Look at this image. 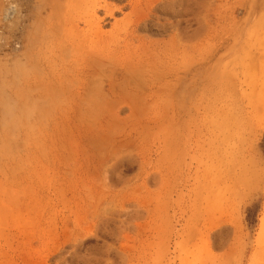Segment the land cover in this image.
<instances>
[{"label":"rangeland","instance_id":"obj_1","mask_svg":"<svg viewBox=\"0 0 264 264\" xmlns=\"http://www.w3.org/2000/svg\"><path fill=\"white\" fill-rule=\"evenodd\" d=\"M52 1L0 0V264H264V0H100L87 69Z\"/></svg>","mask_w":264,"mask_h":264},{"label":"bare ground","instance_id":"obj_2","mask_svg":"<svg viewBox=\"0 0 264 264\" xmlns=\"http://www.w3.org/2000/svg\"><path fill=\"white\" fill-rule=\"evenodd\" d=\"M87 1H89L90 5L87 4ZM99 1L100 0H53L51 2V5H53L52 7H54L51 17L56 16L54 14V11L56 9L61 8L62 3L68 4V9L65 11V13H63L64 15L63 14L60 15L59 10H58L59 14L58 13H56V14L58 15L57 18H60L63 15L66 18V20L69 21L67 23L66 27L68 28V32L70 34H72V32H73L71 40H69V41L72 43L71 45H73V48L77 53H79V52L84 53L83 54L84 57H82V59H81V61H82L81 65H83L84 69H87V67L90 65V63H88V62H91L90 60H87L88 62L86 61L87 57H91V56H88L87 54L88 53H96V52L95 51H89L88 52L87 51L88 49L84 48L85 42L88 41L89 37L91 36L90 30L88 31V33H83V32L79 33V32H76V29H78V25L81 23V20H83V19L85 20L84 23H88V25L90 27L95 25V21L97 20L95 15L98 12V8L100 7ZM193 1H194V27L193 28L195 31L194 38L197 39L199 37L198 30L200 28V23H201L200 0H193ZM140 2H141V0H126V2H125L126 3L125 8L132 7V6L134 7L133 16L128 17V21H129L130 27H132L134 25L135 31H137L138 28H142V30L144 32L148 33L149 35H155L154 34L155 30L156 31L162 30L165 33L172 32V31L173 32H179L181 30V20H182L183 16L185 15L186 0H153V1L149 2L150 4L146 7V10L143 13H137L135 10L137 7L140 6ZM122 9L123 8H119V10H122ZM114 13H115L114 8H107V13H105V14L114 15ZM59 22H61V20L57 21V23H59ZM153 24H156L157 28L154 29ZM185 33H186L185 31L181 30V35H183ZM53 37H54V41H55V36L53 35ZM46 40L47 39H44L42 42H44ZM62 41H63V37L59 41L60 44H62ZM47 44H49V42ZM43 45H44V43H43ZM78 47H82V48L78 49ZM114 50L120 51L119 46H116V48ZM62 51L64 52V49ZM57 52H58V48H57ZM98 52H100V54L102 56H104V55L109 54V52H111V49L110 48H104V49L99 50ZM144 62H146V60H143V58H138L137 63L136 64L132 63V65L130 66L131 69H129V72L133 73V76H137V74L139 73V71H141V69L139 70V69H137V67H134V66L135 65L139 66ZM42 63H44V62H42ZM39 71H41V70H39ZM48 73L49 72L47 71V74ZM29 75H30V73H29ZM53 81H54V79H53ZM105 88H106L105 85L101 84V90H105ZM260 97H261V95L259 96V99H260ZM37 103H38V101L36 102V104Z\"/></svg>","mask_w":264,"mask_h":264}]
</instances>
